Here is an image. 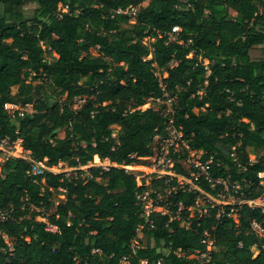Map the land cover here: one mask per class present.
I'll return each instance as SVG.
<instances>
[{
  "label": "trees",
  "instance_id": "16d2710c",
  "mask_svg": "<svg viewBox=\"0 0 264 264\" xmlns=\"http://www.w3.org/2000/svg\"><path fill=\"white\" fill-rule=\"evenodd\" d=\"M28 1L37 4L30 18L22 10ZM144 1L0 0V138H22L19 153L44 168L35 175L18 156L0 164V207L16 217L0 224L13 238L0 264H122L125 257L127 264H264V232L253 228L264 229V213L247 202L264 192V59L251 57L264 47V0ZM129 5L139 10L125 27L131 17L116 11ZM176 25L181 31L170 40ZM166 93L191 147L211 161L210 178L239 184L232 190L243 201L238 222L229 205L191 214L197 191L168 195L174 212L183 204L180 220L142 216L138 194L165 193V182L146 175L139 183L118 165L152 155L166 117L140 107ZM7 103L31 104L33 112L13 118ZM104 159L108 169L80 168ZM60 162L78 169L69 176L50 169ZM196 184L211 195L224 187L204 176ZM60 189L65 198L54 203ZM206 234L215 248L200 262L193 255L206 250Z\"/></svg>",
  "mask_w": 264,
  "mask_h": 264
},
{
  "label": "built area",
  "instance_id": "2783aa9c",
  "mask_svg": "<svg viewBox=\"0 0 264 264\" xmlns=\"http://www.w3.org/2000/svg\"><path fill=\"white\" fill-rule=\"evenodd\" d=\"M138 10L139 6L129 5L125 8H118L116 12L117 14L129 15L131 17L130 22L135 23V16L137 15ZM180 31V26H174L172 31L169 33V39L176 40ZM148 58L151 59L152 55H150ZM152 64L156 66L155 63ZM154 100L161 101L162 99L158 98ZM163 100L165 102L164 107H157L155 109H161L162 113L166 117L165 133L158 134L154 137V140L151 144L153 150L152 155L149 158L145 159L142 163H140V165L142 166L135 174L138 177L139 183H141L142 178L146 175H154L156 177L162 178L165 182L166 189L165 193L154 191V193L156 194L155 196H152L150 194L151 192L147 190L143 193L138 194V197L143 207L142 216L145 218L146 221H148L151 213L160 212L164 214L169 213L171 214V219L180 220L183 217L181 213L183 204L182 202H179L178 210L174 212L170 209L171 204L168 199V195L181 190L198 192L195 203L187 207V210L190 211L191 214H199L203 216L209 214L211 208L213 207H219L221 212H223V207L229 205L230 210L228 214L232 216L236 222H238L236 204L242 203L243 201L237 198L235 194L232 193V190L234 189L235 192H237L239 189V184H230L227 179L223 178H218L217 180L210 178L209 164L211 161H203L202 158L204 151L193 149L191 147L190 138L186 136L182 126L177 125L175 122L173 116L174 108L172 95L170 93H166ZM78 102L80 103L81 101ZM5 106L7 107L9 113L13 118H15L16 116H23L27 112H33L31 104L26 105L28 108H24L23 106H19L13 103H7ZM22 140L23 139L20 137L16 140H13L8 136L0 138V164L4 163L12 156H18L22 157L25 160L31 161V172L33 174H43L44 168L41 167L28 155L29 152H26L25 154L19 153L18 144L22 142ZM15 148L17 149V151H14ZM134 163L135 162L131 164ZM92 165H100L104 169H108L112 164L109 159H104L102 161L96 163H89L88 165L84 166L90 167ZM84 166H81L80 168L84 169ZM118 166L126 168L127 165L121 164ZM70 168L72 169L70 172L59 171L54 169V167L50 169L55 172H64L66 176L74 174L75 170L78 169V167ZM200 176H204L208 181L212 182V186H214V183L216 182L221 183L224 186L223 189L220 190L216 195H211L210 193L206 192L203 188L197 186L196 180ZM259 176L262 179L260 181L261 184L264 185V173H259ZM163 199H165L164 202L166 203H163L161 205L160 202H162ZM247 202H249L253 207L260 208L264 213V192L257 198L251 199ZM220 210L218 212V216L220 215ZM37 218L41 221L47 220L45 216H39ZM8 220H16V217L12 214L10 210L2 209L0 207V224ZM180 225L182 227H189L190 221L188 219H183ZM47 228L51 230L56 229V227L53 225H48ZM142 228L143 226H139L137 228V232L139 233V235L140 233L143 234ZM253 228L255 230L264 232V229H262L256 222H253ZM27 239L29 238L27 237ZM202 241L206 244V250H195V255H193V257L199 259L200 262L207 261V259L210 257L211 251L215 248L214 240L209 236V234H206ZM2 242H4L5 245H2ZM132 246L136 248L137 245L133 243ZM12 249L13 238H11L5 231L0 228V251L7 252ZM127 262L128 260L125 257L122 260V264H127ZM142 262L146 264L145 260ZM154 264L163 263L162 260H158Z\"/></svg>",
  "mask_w": 264,
  "mask_h": 264
},
{
  "label": "rangeland",
  "instance_id": "374dc122",
  "mask_svg": "<svg viewBox=\"0 0 264 264\" xmlns=\"http://www.w3.org/2000/svg\"><path fill=\"white\" fill-rule=\"evenodd\" d=\"M149 2H150V0H145L142 3V5L145 6ZM36 6H37L36 3L29 2V1L23 4L22 10H23L24 15H25L26 18H30V17H32L34 15V10H35ZM0 14H1V10H0ZM232 14H234V12H232ZM132 25H133V22H130V21L129 22H124V26L125 27H131ZM91 53L93 55H102V53L99 51V49L97 47L91 48ZM251 57L253 59H264V47H263V45H258V46H255L254 48H252V50H251ZM17 90H18V86H14L12 88V92L13 93H16ZM164 104H165V102H164L163 99L161 101L154 100V99H148L147 103H145L140 108L143 109V110L146 109V108H149V107H152L154 109L157 108V107L163 108L162 106ZM23 107L24 108H28L27 106H23ZM14 151H17V149L15 148ZM141 166L142 165H140V164H135L134 163V164L127 165L126 168L130 172L136 173V172H138V170H139V168ZM87 168H88V166H84V169L87 170ZM54 169L59 170V171H68V172H70L72 170L68 166V164L65 163V162H60L58 164V166L54 167ZM64 198H65V195L63 194V191L61 189L54 192V197H53L54 203H57V202H59L60 200H62ZM140 237L142 238V241H143L144 244H147L148 243V240H147V238H146V236L144 234H141L140 233ZM150 243L152 245H155L156 244V242L153 239L150 240ZM159 249H161L163 251H166L167 248L164 246V242L163 241L160 242ZM254 252L257 253L256 248H254ZM142 264H144V262H142Z\"/></svg>",
  "mask_w": 264,
  "mask_h": 264
}]
</instances>
